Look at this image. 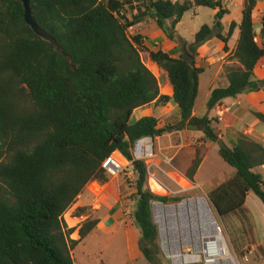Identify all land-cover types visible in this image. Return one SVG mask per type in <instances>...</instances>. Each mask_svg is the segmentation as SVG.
I'll return each mask as SVG.
<instances>
[{
	"label": "trees",
	"instance_id": "16d2710c",
	"mask_svg": "<svg viewBox=\"0 0 264 264\" xmlns=\"http://www.w3.org/2000/svg\"><path fill=\"white\" fill-rule=\"evenodd\" d=\"M144 1L157 25L176 42L174 28L185 12L194 6L216 10L213 23L202 24L188 48L195 56L199 45L216 37L227 50L237 26L231 22L222 33L227 0ZM257 1L243 0L231 56L241 67L226 72L227 85L211 90L208 108L264 85L253 77L264 57V14L261 44L252 26ZM30 6L48 40L26 23L20 1L0 0V264H74L72 248L98 220L82 222L80 239L73 241L63 214L89 182L109 180L102 163L115 151L135 173L132 215L140 231L139 249L148 264H156L152 203H165L169 197L150 191L146 164L134 160L131 150L136 140L154 139L166 129L153 116L129 120L135 108L172 98L180 111L179 128L197 124L204 142H217L211 120L192 116L203 69L194 60L184 61L182 53L175 58L160 48L149 51L142 35L129 34L134 22L123 15L121 0H30ZM146 54L166 73L171 96L160 95L158 81L143 61ZM256 116L264 122L262 114ZM219 156L235 172L208 192L217 214L242 210L249 193L264 207V177L254 171L264 165L263 145L239 135L235 146H219ZM201 160L197 147L186 173L190 181Z\"/></svg>",
	"mask_w": 264,
	"mask_h": 264
},
{
	"label": "crops",
	"instance_id": "0c3cea01",
	"mask_svg": "<svg viewBox=\"0 0 264 264\" xmlns=\"http://www.w3.org/2000/svg\"><path fill=\"white\" fill-rule=\"evenodd\" d=\"M121 1L124 3L123 15L128 21L134 22L128 29L130 35H142L143 44L149 51L160 48L175 58L182 53L180 43L170 39L151 17L144 0ZM172 1L183 2L184 0ZM224 6L228 9V13L221 19L222 33L225 34L228 31L231 22H235L237 26L227 42V50H224V42L216 37L206 40L197 47V55L193 60L195 66L202 68L203 71L199 75L198 92L192 116L198 118L207 116L211 120V127L217 134L218 140L228 147L235 146L239 135H245L264 147V122L256 116V113L264 116V85L258 90L225 98L212 108L207 107L211 90L227 85L226 72L231 68L241 67V64L231 56L239 37L238 25L242 18L243 0H227ZM190 10L193 11L195 17L204 13L201 11L203 10L202 6H194ZM215 12L216 10L210 9L207 24L213 23ZM263 14L264 0H258L252 14V26L258 44H261L262 41L260 31ZM183 17L176 24L174 30L176 35L184 38L189 45L194 41V35L199 27L195 28L196 30H193L191 34H185V30L182 28ZM143 61L155 75L160 95L171 96L172 88L166 73L152 62L147 54L143 56ZM253 75L255 80H264V57L259 59L255 65ZM145 116L155 117L158 120V126L166 129L161 136L155 137L153 141L156 143L159 153L166 150L174 152L173 165L177 167V171L173 174L181 175V172H187L195 157L197 145L205 143L207 152L195 172L193 180L203 185L219 181L212 186L214 188L233 176L235 170L228 164L227 166L220 164L218 159H215L217 171L214 170L215 172L210 175L204 170L208 154L212 151L219 155L220 144L218 141L210 143L203 140L196 144L197 137H203L200 127L196 130L188 129L186 126L185 129L179 128L180 111L172 98L164 104L153 102L135 108L129 122L134 123ZM114 153L113 157L116 162L123 164L122 161H125L128 163L118 151ZM219 167L222 169L221 171H219ZM254 171L264 177V165L254 168ZM124 186L125 184L119 176L110 177L104 184L91 181L64 212L63 220L66 229H71L69 239L73 241L80 239L79 230L82 222L87 219L98 220L97 225L87 236L72 248L71 256L74 264H144L146 261L139 249L140 237L137 236L132 241L130 240L131 232L139 229L135 225L132 215L135 200L126 199L123 194ZM212 188L210 187L208 191ZM129 203L128 210L126 206ZM79 208H84V210L78 215L74 214Z\"/></svg>",
	"mask_w": 264,
	"mask_h": 264
},
{
	"label": "rangeland",
	"instance_id": "374dc122",
	"mask_svg": "<svg viewBox=\"0 0 264 264\" xmlns=\"http://www.w3.org/2000/svg\"><path fill=\"white\" fill-rule=\"evenodd\" d=\"M204 13H201L200 16L195 17L193 15V11H187L183 17V26L182 28L185 30V34H191L193 30H196L195 28H200L202 24L208 23L209 20V12L210 9L207 7H202ZM185 129V127L183 128ZM193 133V132H191ZM194 134V133H193ZM203 140L201 137H197L196 144H199ZM180 141V140H179ZM178 141V142H179ZM164 142V141H163ZM211 143V142H210ZM215 143V142H213ZM164 144V143H163ZM201 149V158L205 156L207 152V148H205V143H202L200 146L197 145ZM112 155H115L112 154ZM174 152H168L167 150L159 153L157 151V145L153 141V154L151 157H149L146 161V168H147V176H146V186L150 189V191L156 195L160 196H167L169 197V200L165 203H161L159 201L153 202L152 204V220L154 224L156 225L157 231H158V239L157 244L159 248V255L158 259L160 260V264H173V261L171 259H168L165 257L164 253L161 251L160 247V235H161V228L162 225H164V228L166 230V236L168 237L169 231L168 228L175 227L174 231L177 233L180 232L179 225L182 221L179 215L176 213L175 218L171 219L169 218L168 214L164 211L163 216L160 219L157 214L156 205L160 204L162 207L167 206H178L179 204L184 203L185 201L191 200V199H198V198H205L207 200V203L211 207L214 217L220 226L227 242L229 243V246L231 250L237 255L241 256L243 251L249 247L250 245L255 246V251L253 252V255L249 258L247 262H243V264H264V207L261 201L252 193H250L246 197V201L244 204V207L242 210L232 213L225 217H220L212 203L210 202L208 198V189L213 185L217 184L216 181L213 183H197L194 180L190 181L186 176V171L181 172L183 174H173L176 173L177 167H175L174 164ZM207 163L204 167V170L209 172L208 174H212L215 171H217L215 164V159H218V162L222 165L227 164L220 158L218 154H214V152H210L208 154ZM202 161V160H201ZM125 168L122 172L117 173L115 175L108 174V178L113 176H119L125 186L123 190V194L125 195L126 199L128 200H135L134 197V181L136 179L135 173L131 167L130 162L126 163L125 161H122ZM219 171L222 169L219 167ZM215 170V171H214ZM173 174V175H172ZM151 175H154L157 180L162 184L165 191H156L152 187H150V181L149 177ZM173 176L174 179L176 177H182L188 182L187 186H183L178 182H175L171 177ZM177 181V180H176ZM151 188L153 190H151ZM130 203L127 204V208L129 210ZM191 209H188L186 211V217L185 222L189 221L191 222ZM198 212V209L196 210ZM164 217V218H163ZM172 222V223H170ZM172 226H171V225ZM140 237L139 230H133L130 234V240ZM144 264H147L145 261Z\"/></svg>",
	"mask_w": 264,
	"mask_h": 264
},
{
	"label": "built area",
	"instance_id": "2783aa9c",
	"mask_svg": "<svg viewBox=\"0 0 264 264\" xmlns=\"http://www.w3.org/2000/svg\"><path fill=\"white\" fill-rule=\"evenodd\" d=\"M131 152L134 160L145 162L153 154V139L142 137L136 140ZM102 168L110 175H115L122 172L125 166L116 162L111 155L102 163ZM170 177L175 181L173 176ZM149 180L157 181L163 188L154 175H151ZM190 217L191 222H180V232L177 234L175 229L169 226L167 237L164 226L160 227L161 251L173 264H243L253 255L254 245L247 247L241 256L231 250L210 206L206 213L198 210Z\"/></svg>",
	"mask_w": 264,
	"mask_h": 264
},
{
	"label": "bare ground",
	"instance_id": "6f19581e",
	"mask_svg": "<svg viewBox=\"0 0 264 264\" xmlns=\"http://www.w3.org/2000/svg\"><path fill=\"white\" fill-rule=\"evenodd\" d=\"M149 181H150L151 187L154 190L159 191V192L164 190L161 187V185L159 183H157V181H155V180H149ZM175 181L180 183L183 186H187L188 185V182L185 179H183L182 177H176ZM208 208H209V204L207 203V200L205 198L191 199V200L185 201L182 204H179L178 206L162 207L160 204L156 205L157 214H158L160 219L162 218L163 212L165 211L168 214L170 220L174 219L175 218V214L177 213L182 221L185 220V217H186L185 214H186V211L188 209H191L192 215H194L196 213L197 209L200 210V212H202V213L203 212L206 213ZM170 223H172V222H170ZM163 226L164 225H162V227Z\"/></svg>",
	"mask_w": 264,
	"mask_h": 264
},
{
	"label": "water",
	"instance_id": "95a60500",
	"mask_svg": "<svg viewBox=\"0 0 264 264\" xmlns=\"http://www.w3.org/2000/svg\"><path fill=\"white\" fill-rule=\"evenodd\" d=\"M20 1L22 3L23 9H24V19L26 21V23L36 32L38 33L42 38H44L45 40H48V38L46 36H44L43 32H40L38 30L37 25L35 24L33 17H32V10H31V6H30V0H17ZM151 1V0H149ZM153 10L156 12V8L154 7ZM173 34V30H170L168 35H172ZM177 41L180 43L181 49H182V59L184 61H192L194 59L193 54L189 51L188 48V43L187 41L180 37L177 36ZM186 127L188 129H199V126L197 124H187ZM218 143L221 145L223 142L221 140H218ZM155 263L156 264H160V260L158 258L155 259Z\"/></svg>",
	"mask_w": 264,
	"mask_h": 264
}]
</instances>
